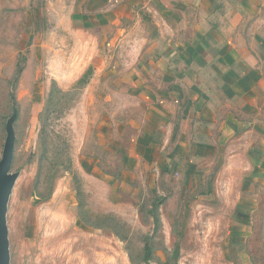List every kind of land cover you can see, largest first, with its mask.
<instances>
[{"label": "crops", "instance_id": "0c3cea01", "mask_svg": "<svg viewBox=\"0 0 264 264\" xmlns=\"http://www.w3.org/2000/svg\"><path fill=\"white\" fill-rule=\"evenodd\" d=\"M66 25L85 66L75 80L99 97L83 173L120 187L150 167L179 200L221 183L229 221L251 224L264 200V0H74Z\"/></svg>", "mask_w": 264, "mask_h": 264}, {"label": "rangeland", "instance_id": "374dc122", "mask_svg": "<svg viewBox=\"0 0 264 264\" xmlns=\"http://www.w3.org/2000/svg\"><path fill=\"white\" fill-rule=\"evenodd\" d=\"M73 2L0 0L6 264H264V200L237 228L221 183L211 196L179 200L150 167L120 187L83 173L100 106L75 80L85 66L66 25Z\"/></svg>", "mask_w": 264, "mask_h": 264}, {"label": "water", "instance_id": "95a60500", "mask_svg": "<svg viewBox=\"0 0 264 264\" xmlns=\"http://www.w3.org/2000/svg\"><path fill=\"white\" fill-rule=\"evenodd\" d=\"M11 157V145L6 149L3 159L0 163V264L7 262V242L3 230V218L5 210V201L9 190V183L6 180V172L8 170Z\"/></svg>", "mask_w": 264, "mask_h": 264}, {"label": "trees", "instance_id": "16d2710c", "mask_svg": "<svg viewBox=\"0 0 264 264\" xmlns=\"http://www.w3.org/2000/svg\"><path fill=\"white\" fill-rule=\"evenodd\" d=\"M20 73V69L17 70V74ZM151 255V250L149 246L146 244L145 245V260H148Z\"/></svg>", "mask_w": 264, "mask_h": 264}]
</instances>
